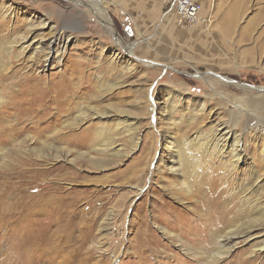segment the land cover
<instances>
[{
	"label": "rangeland",
	"instance_id": "374dc122",
	"mask_svg": "<svg viewBox=\"0 0 264 264\" xmlns=\"http://www.w3.org/2000/svg\"><path fill=\"white\" fill-rule=\"evenodd\" d=\"M101 1L114 29L85 0H0L16 15L0 9V110L32 84L47 92L35 102L49 110L40 119L0 112L3 126L25 127L0 131V188L45 206L31 218V235L48 234L30 244L31 264H138L147 235L148 253L161 244L187 264H264V89L245 86L264 88V0H200L201 18L183 24L161 0ZM29 10L71 39L43 71L24 69L31 51L21 61L9 48ZM49 31L35 25L34 35ZM62 84L69 92L57 103ZM171 154L183 164L172 167ZM155 219L178 224L183 241ZM213 231L232 239L219 257ZM158 262L154 254L147 264ZM14 263L0 241V264Z\"/></svg>",
	"mask_w": 264,
	"mask_h": 264
},
{
	"label": "bare ground",
	"instance_id": "6f19581e",
	"mask_svg": "<svg viewBox=\"0 0 264 264\" xmlns=\"http://www.w3.org/2000/svg\"><path fill=\"white\" fill-rule=\"evenodd\" d=\"M75 1L76 0H73V2H75ZM85 2H88L87 4L91 7V10L99 18H101V19L106 18L108 20L106 22V25L108 28L114 29V25H113L112 21L109 19V16L107 14L106 7L103 8L101 0H85ZM161 2L163 4H165L163 1H161ZM0 9H1V11L2 10L6 11V13L3 14V15H5V17L10 16L12 18L13 16H16V15H14V13L12 11L9 10V7H7L6 3H0ZM18 11H20V10H18ZM29 12H30V10L25 11L23 13V14H25L24 17H26V19L24 18L25 19L24 26H23L24 32L20 33L19 35H17L12 40V42H11L12 45L10 44L11 46L9 48L12 49L11 52L13 53L14 57H16L17 60H21V58L25 57L26 54L29 51H31L32 56L25 59V60L29 61V65L26 66L24 69H28L29 71H31V69L33 68V69H36V71H43L44 68L46 67L44 63H47V62L53 63L54 61L61 62L63 56L65 55V53L67 51L68 45H70L69 42L71 39H70L69 35L67 37L66 34L61 32L60 27H58L55 23L49 21L48 19L40 17L39 20L37 19V21H36V20L29 18V14H30ZM35 25H38L39 27L50 28L49 37L46 38L44 33H39V34L34 35ZM18 27H19V25H18ZM114 34L116 37H119L116 30H114ZM128 52L130 53L131 50H128ZM54 53L58 54V56L57 55L54 56L53 55ZM131 54H133V53H131ZM21 61H23V60H21ZM40 63H42L43 65L40 66ZM24 77L26 78L24 80H27V81H31V80L34 81L37 78L36 76L33 75V73H31V74L25 73ZM43 87L41 86L40 83L32 84L31 87L27 88V92L24 95V97L20 100V102H15V103L10 102V105H6L7 108L5 110L1 109L0 112L4 113V114H6V113L11 114V112H14V113L20 115L19 119L27 118L32 113L34 115V117H32V118H36V117H38L39 119L42 118L43 115H46L49 110H47V108H45V104H35V102L45 100L44 96H45V93H47V92L45 91V89L42 90ZM50 88H51V86H50ZM68 92H69L68 88L62 84L59 87V90L56 91V95H54L52 99L58 101L57 103H59V98L62 97L63 95H66ZM66 98H67V96H66ZM25 99H26L25 102H27V104H30L31 107H25L24 106V103H25L24 100ZM70 101H71V99H70ZM154 104L155 103L153 102V105ZM48 105L50 106V104H48ZM51 109H53V108H51ZM38 110H43V111H40L39 113L34 114V112H37ZM161 113H162L161 115H156V118H160V117H162V115H166L164 108L161 109ZM0 117H2L1 114H0ZM28 119H29V117H28ZM31 123H32V121H31ZM31 123H29V124H31ZM24 129H25L24 126H21V127L20 126L17 127L16 125L3 126L0 123V131L5 132L4 134L7 135L8 138H10L13 135L20 134L21 130H24ZM7 131H9V133ZM0 134H2V133H0ZM135 136H139V133L137 134V132H136ZM149 148H150V153H152V152L155 153L158 151V150L156 151V147H155V149L153 148V145H151V146L149 145ZM174 154H175V152H174ZM178 154L180 155V157H185L187 155V148L186 147L182 148ZM170 156H171L170 158L172 159L170 161V164L172 167H174L175 164H179V163L183 164L182 161H179L177 159H173L174 158L173 154H171ZM233 157L236 159V161H239L241 159L240 152L233 150ZM163 158L164 157L162 155H159L158 160L162 161V160H164ZM182 184L183 185L180 186V188H181L180 190H181V192L183 191L184 193L187 194L188 186H189V185H187L188 182L184 181V183L182 182ZM8 186H7L6 190H2V188H0V241L1 242L2 241L3 242H10L11 250H12V259L15 262L14 264H17V263L18 264H21V263L22 264L23 263L31 264L34 256H33V253H31L30 244L33 243V241H35L36 239H42L43 237L46 239L48 238V234L44 235L45 233L43 234V232H41V231H40L39 235H37V236L30 234V232H33V229L38 230V227H34V225L31 223L32 222L31 218L34 220V217L36 215L42 214L43 211L45 210L44 209L45 206L40 210H38V209L36 210L35 208L32 207L33 202H31L32 201L31 199H28L27 194H25L24 196L20 195L21 197L19 196V199H16V197H15V190L16 189L14 191L11 190V192L7 191ZM5 191H6V193H3ZM16 193H17V191H16ZM7 194H9L11 198H7ZM34 202H35V200H34ZM44 203H46V202H44ZM156 212H158L157 217L161 218L160 215L164 211L162 209H159ZM174 216H175L174 221L177 220L179 222H180V220H182L181 218H186L185 214L182 215L179 213H175ZM144 217H146V216H143V218ZM138 218H139V216H138ZM40 219H41V217H40ZM172 219H173V217H172ZM158 220L159 219H155L154 223L157 225L158 229L163 230L162 232H163L164 236H166L168 238H176L177 237V238H179L180 241H183L182 236L175 232L176 228L178 227V224H177V227H175L176 225L173 226V224H171V223L168 224L170 227L169 226H162L161 223L158 222ZM45 221H46V219H43V223H45ZM198 224H199L198 222H195V223L193 222L192 225L193 226L195 225L196 227L199 228V233L204 232V230H201V228L198 226ZM147 225H148V219H147V224H146V221H145V223L140 222L138 229L140 230L141 235H143L145 233L148 234V228L149 227ZM182 227H184V226H182ZM182 227H181V229H183ZM4 228H6L7 231L4 234H1L2 233L1 229H4ZM44 228L46 229L47 227H44ZM198 228H196V229H198ZM192 229H194V228H192ZM40 230H41V227H40ZM150 232L151 231H149V233ZM211 234H212V238L217 243V251L214 253V256L219 257L222 254L228 253L229 247H226V245H228L232 242V239L230 238V236L221 237L224 239L223 241H221L219 234L214 235L215 231L211 232ZM153 235H155V234H153ZM141 239H142V243H144V246H141L138 249V252L135 251L136 257L139 259L137 262L138 264H147V262H150V260L154 254L159 256V257L164 258V262L162 264H187L188 263V262L185 263L184 260L179 258L178 257L179 254H178V256L167 254V247L162 246L161 244H160V246L159 245L154 246L153 247L154 249L149 250V253H148V245H146V244L148 243V241H150V236L147 235V236L142 237ZM176 240H178V239H176ZM137 254H138V256H137ZM144 260H146L147 262L144 263ZM186 261H188V260H186ZM158 264H161V263L158 262Z\"/></svg>",
	"mask_w": 264,
	"mask_h": 264
},
{
	"label": "built area",
	"instance_id": "2783aa9c",
	"mask_svg": "<svg viewBox=\"0 0 264 264\" xmlns=\"http://www.w3.org/2000/svg\"><path fill=\"white\" fill-rule=\"evenodd\" d=\"M173 11L180 24L195 22L201 18L203 3L200 0H161Z\"/></svg>",
	"mask_w": 264,
	"mask_h": 264
},
{
	"label": "water",
	"instance_id": "95a60500",
	"mask_svg": "<svg viewBox=\"0 0 264 264\" xmlns=\"http://www.w3.org/2000/svg\"><path fill=\"white\" fill-rule=\"evenodd\" d=\"M245 86H248V87H253V88H256V89H264V88H259V87H257V86H254V85H250V84H245Z\"/></svg>",
	"mask_w": 264,
	"mask_h": 264
}]
</instances>
